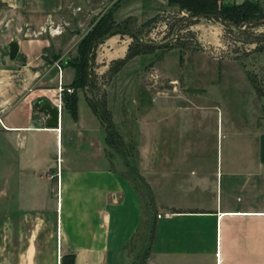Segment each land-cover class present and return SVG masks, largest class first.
Segmentation results:
<instances>
[{
	"label": "crops",
	"instance_id": "0c3cea01",
	"mask_svg": "<svg viewBox=\"0 0 264 264\" xmlns=\"http://www.w3.org/2000/svg\"><path fill=\"white\" fill-rule=\"evenodd\" d=\"M244 1L264 4L219 0ZM62 3L0 0V19L9 12L51 20ZM7 29L0 30V264H131L127 245L141 223V201L105 155L91 89L75 92L74 119L62 109L58 127H46L39 106L54 100L51 57L60 47L55 35L22 37V30ZM111 48L108 61L124 56L126 47ZM103 55L101 49L93 61L101 65ZM137 60L106 82L103 108L114 128L135 109ZM60 67L67 86L74 70ZM177 108L163 105L138 120L135 168L153 212L144 264H264V117L253 130L245 125L244 139L241 133L238 142L217 144L209 167L197 143L182 141L183 126L173 136L162 125Z\"/></svg>",
	"mask_w": 264,
	"mask_h": 264
},
{
	"label": "rangeland",
	"instance_id": "374dc122",
	"mask_svg": "<svg viewBox=\"0 0 264 264\" xmlns=\"http://www.w3.org/2000/svg\"><path fill=\"white\" fill-rule=\"evenodd\" d=\"M249 4V13L259 17L264 14V4ZM180 6L204 14L187 19L186 12L179 11ZM218 6L231 7L222 5L219 0H63L60 12L51 20L20 19L9 12L0 19L3 33L7 27V32L10 29L15 32L16 28V33L22 30V37L35 36L32 31L47 38L55 35L56 47L60 49L54 50L52 59L61 55L83 65L82 55L88 53L87 58L90 54L95 57L102 49V64L93 60L88 64L96 77V86L90 90V95L102 111L105 110L102 106L105 85L118 60L108 61L111 54L106 49L127 47L131 42L130 36L155 47L153 52L138 56L135 109L126 112L122 125L113 129L112 137L117 140L116 144L105 148V155L114 160L115 171L131 183L141 201V223L137 234L127 245L133 258L131 264H144L153 233V212L135 168V144L141 116L163 105L178 107V114L168 115L162 125L169 126L173 136L176 127L183 126L182 141L197 143L194 150L200 159L205 158V165L209 167L217 144L224 148L228 142L244 139L245 125L253 130L264 117V54L246 51L253 46H242L244 37L235 35L241 33L246 25L232 27L229 32L220 21L211 18V12ZM3 10L5 8L0 5V12ZM181 17L186 21L191 19V25L183 27ZM151 18L155 19L154 22L146 24ZM121 22L118 32L113 33L114 29L104 31L107 24ZM259 22L264 23V18ZM259 22L251 20L249 25L252 27L247 30L253 34L264 33V29L258 26ZM165 23L171 25L169 32ZM187 27L192 35L185 32ZM8 38L6 35V41L10 40ZM165 44L168 46L162 48ZM2 47L0 44V50L5 51ZM105 63L106 68H101ZM98 116L104 125L107 114L103 111ZM157 118L155 115L154 119ZM154 122L158 127L160 122ZM241 133L240 138L238 135ZM247 138L253 140L250 134Z\"/></svg>",
	"mask_w": 264,
	"mask_h": 264
},
{
	"label": "trees",
	"instance_id": "16d2710c",
	"mask_svg": "<svg viewBox=\"0 0 264 264\" xmlns=\"http://www.w3.org/2000/svg\"><path fill=\"white\" fill-rule=\"evenodd\" d=\"M213 1V0H212ZM250 1H244L239 5H232L231 7H221L218 6L214 12H211V18L215 21H220V24L225 28L227 31H231L232 27L240 28L245 26L246 28L241 32V33H235V35H241L244 37V39L241 41L242 46H253L252 49H246V51H252V52H257V53H263L264 54V45L261 43L264 42V33H257L253 34L250 33L247 29L252 27L249 25L251 23V20L254 21L255 23L261 21L264 18V14L262 13L260 17L258 15H253L252 13H249L250 9L248 6ZM219 5V4H218ZM250 7V6H249ZM179 11L184 10L187 14V19L188 18H195L199 14H204V13H199L197 11H193L190 8L187 7H179ZM181 19L184 20V25L183 27L187 25H191V19L189 21H186L187 19L181 17ZM129 20V19H128ZM154 18L149 19L146 24L153 23ZM121 23H111L107 24L105 26L104 31L109 32L110 30H115L113 33L118 32V28L122 26ZM165 26L167 28V31L169 32L171 30V25H168L165 23ZM258 26L262 27L264 29V23L259 22ZM187 30L185 31L187 34L192 35V32L188 30V27L186 28ZM131 42L127 45L124 56L121 59H118L116 61V66L112 70L110 76L114 74L125 62L128 60L136 57V56H141L145 53H151L155 50V47L149 46L147 44L140 43L136 38L130 36ZM168 44H165L162 46V48L167 47ZM88 54V53H87ZM81 56V61L83 62V65L80 63V61H76L75 63L72 61V59H63L59 61L60 66L63 64L65 66H70L74 70V77L72 82L67 85L66 87L71 88L72 92L70 94H67L63 92L61 94V101H62V106L63 109L67 110L70 114V116L74 119L75 118V92L78 90L84 91L86 89H95L96 86V77L94 73L90 71V68L88 67V64H92V60L94 58L93 54H90V58L88 59L86 56ZM59 57H55L52 59V63L57 60ZM89 106L90 109L92 110L93 113H99V112H105V110L102 111L101 109H98V104L93 103L89 101ZM103 106V104H102ZM98 111V112H97ZM101 123L102 120L99 117ZM103 129L105 132V137H104V142L105 145L107 146H114L117 142V140H114L112 135L114 133L112 132L114 127L110 124V122L107 120V122L103 125ZM116 136V135H115ZM152 239V236H151ZM151 241V240H150ZM150 244V242H149Z\"/></svg>",
	"mask_w": 264,
	"mask_h": 264
},
{
	"label": "built area",
	"instance_id": "2783aa9c",
	"mask_svg": "<svg viewBox=\"0 0 264 264\" xmlns=\"http://www.w3.org/2000/svg\"><path fill=\"white\" fill-rule=\"evenodd\" d=\"M59 61H60V59H57V60H55L53 62V67L55 68L56 75H57V86L55 87V97H54V100L51 103V105L56 109L57 114H58V117H59L60 112L63 109L62 101H61V94L63 92H65L67 94H70L72 92V89L71 88H68L66 86H62L61 85V82H60V80H61V67H60Z\"/></svg>",
	"mask_w": 264,
	"mask_h": 264
},
{
	"label": "water",
	"instance_id": "95a60500",
	"mask_svg": "<svg viewBox=\"0 0 264 264\" xmlns=\"http://www.w3.org/2000/svg\"><path fill=\"white\" fill-rule=\"evenodd\" d=\"M39 110L46 112L48 118L45 121V126L48 128H57L58 127V114L56 109L49 103H42L39 106Z\"/></svg>",
	"mask_w": 264,
	"mask_h": 264
}]
</instances>
